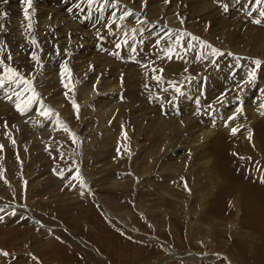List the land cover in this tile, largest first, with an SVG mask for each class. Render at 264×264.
Returning <instances> with one entry per match:
<instances>
[{"label": "rangeland", "instance_id": "rangeland-1", "mask_svg": "<svg viewBox=\"0 0 264 264\" xmlns=\"http://www.w3.org/2000/svg\"><path fill=\"white\" fill-rule=\"evenodd\" d=\"M12 1L0 264H264V117L204 142L214 179L197 137L247 94L264 103V0Z\"/></svg>", "mask_w": 264, "mask_h": 264}, {"label": "bare ground", "instance_id": "bare-ground-1", "mask_svg": "<svg viewBox=\"0 0 264 264\" xmlns=\"http://www.w3.org/2000/svg\"><path fill=\"white\" fill-rule=\"evenodd\" d=\"M15 1H12L11 0V4L13 3V6L15 7H19L18 6V1L16 3H14ZM10 3V2H9ZM12 8V7H10ZM13 10V9H12ZM263 85V84H262ZM262 88H264V86H260ZM251 92V91H250ZM249 94H252V93H249ZM246 95V94H245ZM247 97L246 98V101L248 104V108L245 109L246 111V115L244 116H240V117H233L234 113H236V107H230V108H226V111L223 110L224 112L222 113V117L220 118V120L218 122H215V123H212V124H208V125H205L201 131L202 133H199L197 134V137L199 135H202V139H203V143L201 144V154L203 155V160H204V165L207 167V172L205 174V177H213L214 179V176L211 174V169H210V165L212 163L211 161V157L208 155V153L206 152L205 150V147L204 146V142L209 138L213 137L214 135L220 133V132H224L227 136H229L230 138L234 139V140H240L242 141L243 139H246L247 137H249V134L251 132V128H252V125L260 118L264 117V103L262 101H258V102H255V101H249L248 99H250L251 96H249L247 94ZM263 100V99H262ZM231 101V100H230ZM229 100L226 101V103H229L230 102ZM232 102V101H231ZM227 107V106H226ZM233 129H235V134H233ZM247 136V137H246ZM206 145V144H205ZM218 162V161H217ZM207 164L209 165V167L207 166ZM217 168V167H216ZM253 176L255 177L256 180H259L258 178H264L263 177V174L261 172V169H258L257 172L253 173ZM210 183V182H209ZM261 189V188H259ZM165 190H163L164 192ZM239 191V190H238ZM264 192V191H263ZM250 193V192H249ZM253 193V192H252ZM251 193V194H252ZM168 196H170L168 193H166ZM245 194V193H243ZM149 195V194H148ZM240 195V194H239ZM253 197V196H252ZM200 198V196H199ZM239 198V197H237ZM242 202H244L245 204H247V202H249L250 197L249 195H246L242 197ZM253 201V200H252ZM205 202V201H204ZM241 202V201H239ZM177 205H180V207H183V201L181 200L180 202H176ZM253 203V202H252ZM235 205V204H233ZM245 207V206H244ZM207 208V207H206ZM186 208H184L183 210H185ZM204 209V208H203ZM210 209V208H209ZM106 214L108 216L111 217V214H112V211L108 208V207H105L104 208ZM183 216V215H182ZM114 218V220H117V222L119 223L120 220L119 218H116L115 216H112ZM257 217V215H256ZM125 221V220H123ZM120 222L119 225L124 227V229H127V230H132L133 228L135 229V227H133L130 223H128V225L125 224V222ZM247 224V223H246ZM132 227V228H131ZM198 227V226H197ZM176 228V227H174ZM133 229V230H134ZM261 232L264 233V227H262L261 229ZM178 232V231H176ZM201 232V230H200ZM191 236V234L189 235ZM188 237V236H187ZM113 243V242H112ZM111 244V243H110ZM99 245V244H98ZM109 245V244H108ZM114 245V244H113ZM143 246V245H142ZM114 247V246H113ZM102 248V247H101ZM110 253L114 251V248H111L110 247L108 248ZM140 249V248H139ZM122 250V249H121ZM138 250V249H137ZM106 251V250H105ZM121 252V251H120ZM124 252V251H122ZM132 252V251H131ZM140 252V251H139ZM145 252V251H144ZM107 253V252H106ZM142 253V252H141ZM152 253V252H151ZM120 254V253H119ZM146 254V253H145ZM150 254V252H149ZM148 254V255H149ZM154 254V253H153ZM91 255V254H90ZM103 255V254H102ZM132 255V254H131ZM144 255V254H142ZM142 255L140 254V256L142 257ZM151 255V254H150ZM105 256V255H104ZM103 256V257H104ZM113 257V256H112ZM117 257V256H116ZM120 257H123V256H120ZM130 257V255H129ZM133 258V256H131ZM134 259H136V257H134ZM141 259V258H140ZM101 261V258L99 259ZM98 260V261H99ZM109 260V259H107ZM116 260V259H115ZM123 260V259H122ZM133 260V259H132ZM137 260V259H136ZM148 260V259H147ZM146 260V261H147ZM150 260V259H149ZM117 261H120V260H117ZM116 261V262H117ZM129 262V260H127ZM126 261V263H127ZM103 262V261H102ZM100 262V263H102ZM110 262V261H109ZM121 262V261H120ZM125 262V261H124ZM132 262V261H130ZM135 262V261H134ZM98 263V262H96ZM111 264V263H110ZM118 264V263H117ZM125 264V263H124ZM140 264V263H139Z\"/></svg>", "mask_w": 264, "mask_h": 264}, {"label": "snow or ice", "instance_id": "snow-or-ice-1", "mask_svg": "<svg viewBox=\"0 0 264 264\" xmlns=\"http://www.w3.org/2000/svg\"><path fill=\"white\" fill-rule=\"evenodd\" d=\"M91 2H92V0H89V3H90V4H91ZM258 2H259V0H258ZM224 8H225V10H227V6H226V5L224 6ZM261 15H264V13H261ZM121 19H123V17H121ZM113 23H115V21H113ZM255 23H260V21L257 20V21H255ZM193 39H198V38L193 37ZM205 46H206V47H211L210 45H205ZM213 54H214V55L216 54L215 50H213ZM255 63H256L257 66H259V64H260L259 61H255ZM7 73H8L9 75H7V76L5 77V79L12 80L13 78H16V77H17V73H16L14 70H12V69H8V70H7ZM250 78H251V79H254V78H255V74L252 73L251 76H250ZM157 79H159V78H157ZM21 82H24V81L21 80ZM0 87H3V81H0ZM177 91H179V89H177ZM30 103H31V101H24V100H21V97L19 96V94L17 95V104H16V108H17V111L21 112V114H24L26 111L29 110V108H30ZM22 105H23V107H22ZM49 112H50V110H49ZM235 131H236V130L233 129V134H235ZM249 138H250V136H249ZM75 178H79V177H75ZM261 182L264 183V179H262ZM81 184H82V186H83L82 179H81ZM185 186H186V185H185ZM0 254H2V255H8V253H6V252H4V253H0Z\"/></svg>", "mask_w": 264, "mask_h": 264}]
</instances>
